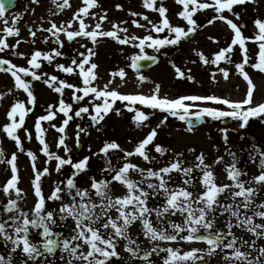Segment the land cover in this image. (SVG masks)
Wrapping results in <instances>:
<instances>
[{"label":"rangeland","instance_id":"rangeland-1","mask_svg":"<svg viewBox=\"0 0 264 264\" xmlns=\"http://www.w3.org/2000/svg\"><path fill=\"white\" fill-rule=\"evenodd\" d=\"M204 2V0H201ZM63 0H39V3H33L32 0H19L17 8L4 14V19H7L8 27L13 26L15 17H21L18 21H15V27L19 29V36H8L4 31L5 24L3 19H0V38L6 39V42L10 46L3 52H0V59H7L18 67H31L28 64V59L34 51L40 50L44 53H52L53 50H59L63 53L62 56L55 57L53 62L49 64L47 61L41 59L40 63L42 67L37 71L38 74L46 73L48 76L55 75L60 80H64L77 87H83V80L78 73V69L71 75L59 71L56 67L57 64H64L70 66L72 59L82 60L87 55V50L92 49L95 53L91 57L90 63L94 62L98 67L94 70L97 74V79L92 82V86L102 89L106 84L109 85V90L115 89L121 94L129 95H145L150 96L153 94L157 85L160 87L159 95L161 97H167L169 99H175L185 95H200V96H217L220 98H226L232 101H242L246 98L248 91V83L240 75L236 64L242 63L243 53L240 47L237 45L234 47L231 53H227L226 56L231 58V62L221 61L219 66L215 64H205L198 55L203 53L209 60L214 59L221 49L228 47L231 44L234 33L230 27L224 22L216 18L217 14L213 9L198 10L194 19L197 20L199 27L195 32V36L187 41L182 40L179 44V53L174 54V45L162 48L160 52H155L154 49L145 48L147 55L157 54L160 58L159 65L144 74L146 79L141 81L139 76L141 74L134 71L131 65V57L138 53V48L133 47L132 44L121 45L116 40L110 37H98L97 43H93L89 38L77 37L70 43L66 39V36L61 33L60 39L64 42L61 48L55 42V37L47 31L40 30L47 29L51 26V23L57 25H64L68 27L66 22L72 21V27L69 30H76L78 27V21L74 20V13H76L81 7H83V0H70L71 7L60 9L57 4H62ZM163 4L168 9L166 15L170 22L176 26H182L187 28L186 21L179 17L178 13L182 11V5L176 3V0H157V6ZM98 7L90 9L89 16L84 17L85 23L89 25L88 30H92L96 23H101V30L110 31L113 30V24H118L123 28H127L128 32H120V36H139L143 37L149 34L148 29L151 27L148 21L143 19V16H148L152 23H158L160 16L158 12L149 10L144 7L143 0H98ZM117 5L122 6L118 8ZM135 12L140 15L132 16L130 13ZM233 12L239 13V19L232 13L227 11L224 13L229 19H232L238 26H241V31L245 37L251 38L246 41V47L248 48L249 63L245 65V71L248 72L253 84V105L264 103V72L253 68L251 65L258 62L259 58V43L254 40V37L258 33V28L255 26V20L260 19L264 21V0H256L255 3L249 2L243 5H236L233 8ZM95 14L93 18L92 14ZM106 13L107 18L104 21H100V16ZM133 20L139 21L140 24L146 25L145 28H138L132 24ZM210 20H214V23H209ZM127 23H124V22ZM30 29L36 32V36L33 38L30 34ZM153 36L157 34L151 33ZM167 34V30L164 33H160V37L163 38ZM214 38V39H210ZM47 39V43L44 40ZM33 40L35 42H33ZM19 41V45H16ZM138 43V41H137ZM14 53H23L24 55H16ZM81 54H84L82 56ZM174 54V56H172ZM175 64L184 73L185 77L181 78L177 75ZM3 67H7L4 65ZM86 69L90 67L85 66ZM219 68H224L229 72V77L224 78L223 73L219 71ZM126 73V76L121 79L119 76H113V73H118L120 70ZM191 75L194 79L189 80L186 77ZM47 78L42 76L39 81L32 80L31 77H25L32 84L31 91L36 97V103L33 106L29 103L27 93L23 89H18L15 86V80L11 76V73L0 72V96L3 97L0 100V147L3 148L4 157L0 158L4 162H0V219L7 220L11 215L4 211V204L8 201V196L2 191L6 181L11 177L12 173L10 165L6 162L10 159L13 153L17 156V167L19 169L20 181L18 187L23 190L22 199L19 201L20 208L28 213L29 217L32 216V210L36 203V196L34 193L33 181L35 178V171H43L48 169V174L41 176V187L47 197L51 194L54 188L59 185L65 188L66 180L72 176L75 171L71 165L63 166L59 172L56 171L58 161L55 159L49 160L42 151V145L39 143L36 133V122L40 116L47 115L49 106L52 107V111L56 112L55 119L52 121H41V126L45 132V141L48 144L49 151L60 157L67 159L69 156L73 159V162L83 160L84 157H90L88 162V170L81 172L75 177L77 186L81 189H88L93 196V199L97 202L98 197H95V193L91 190V177L99 179H111V173L104 172L102 169L107 167V158L100 153V149L105 143L116 142L120 145V148L125 151H133L137 144L142 141L153 128H157L161 120L165 116H168L167 122L164 126L157 128L158 135L153 141V144L147 148L148 154L153 157L151 163L144 161L138 156L128 158L131 162L138 164L141 168H153L158 170L161 167L167 166L175 159L182 161L184 167H192L194 169L192 176L194 178V185L186 186L182 183V176L178 173H172V180L170 187L185 186L194 193H202L204 188L199 183V177L201 172L195 168V165L199 163L197 156L201 153L205 156V163L211 165V170L216 176V182L218 184H231V181L227 178L225 168L227 165L233 162V158L229 155V152L236 154L237 166L248 173L245 179L258 175L260 172V152L264 151V117L250 118L246 127H241V121L232 120L231 118H225V120H213L207 117L208 126L203 129H193L191 132L187 131V127L176 117H172L167 113L159 110H152L139 103L130 105L134 110L130 111L126 104L129 102L116 101L113 109L105 116V119L100 123L94 125L90 120V116L87 113H83L81 117H75L74 113L81 106L89 107L90 112H94L93 104L102 103L101 100H94L92 95L85 97L81 101H75L73 99V89H64L63 94L54 91V88L48 87L43 80ZM111 82V83H110ZM76 95H83L82 92L76 93ZM63 99L66 103L72 105L73 119L69 121L65 129V133H60L57 128L62 126V122L65 119L64 115L58 111L59 101ZM23 102L27 108H30L25 117L24 127L18 130L17 134L21 138L22 147L24 151H20L15 141L10 139L3 131L6 124L10 123L7 113L11 107L17 102ZM191 103V102H187ZM201 107H215L221 110H228L226 105H216L211 101L208 102H196ZM248 107V106H245ZM119 110V114H117ZM135 110H140L149 114V120L143 122L141 126H137L134 121L136 115ZM19 117L17 116V120ZM232 120V124L228 127H223V121ZM56 125L54 128L52 125ZM86 129V132H80L79 144H77V132L78 127ZM227 128V142L224 139V133L222 129ZM25 129L27 131H25ZM28 133H31V139L28 138ZM61 135L66 136L65 143L70 152H66L65 148L58 146V141ZM159 144L163 148L167 149L164 155H160L154 150L153 145ZM78 145H81V152L78 151ZM33 152L36 155V170L33 169L31 158L27 155V152ZM100 153L99 155H96ZM181 154V155H178ZM112 161V166L119 168L126 162L124 159V151L115 150L109 153ZM218 157H223L220 163H215ZM131 178L134 180H141L142 177L138 173H130ZM64 182V183H61ZM155 182V181H153ZM113 195L122 196L125 195L127 189L117 182H113L111 185ZM147 188V183L144 184ZM65 202H70L71 198L67 196L66 191L62 193ZM158 199V202L155 198ZM15 198L14 194L13 197ZM79 199V198H77ZM240 198H237L239 200ZM153 200V202H152ZM149 202L153 206H161L164 201L162 194L150 196ZM222 204L232 203L230 199H226L223 195L220 197ZM160 202V204H158ZM255 204L252 206V210H246L248 215H252L253 211H260L256 204L264 203V190L258 192L255 197ZM60 201H53L46 199V210H51L57 217V224L51 225L54 232L62 233L64 238H71L75 233L73 231L75 227L74 221L69 218L66 221L59 220V207ZM162 207V206H161ZM257 223L261 221L259 217L254 218ZM184 217L177 213L176 215H166V230L169 233H173L172 223L183 225ZM232 220L235 223V218L231 217L229 213H223L222 215L216 213L215 228L227 232V221ZM99 227V225H97ZM11 231V230H10ZM38 230L33 229L34 235L30 237L35 243H40L42 238L36 235ZM103 231V229H101ZM233 232L238 238L254 242L257 247H264V238H258L251 233L246 232L243 228H233ZM186 232L178 234L176 241H156L153 246L159 245L158 249L173 248L179 250L181 254L191 251L193 249H200L204 253V260L198 262H206L209 264H228L224 259L225 252L217 250L214 255H207L208 245L199 244L197 242H187L182 239ZM203 234V229H201ZM230 239V237H229ZM76 243V242H73ZM128 244L126 240H121L118 243L117 251L119 257L112 258L111 264H126L129 260L140 262V256L144 252H150L148 248L149 242L143 241V244L133 245L140 250L138 257H132L129 252L125 250V246ZM145 247V248H144ZM12 245L10 242H6L3 238H0V256H4L6 259L10 256L13 264H40L33 263V259H27L25 254L19 249L13 253L11 251ZM84 251H87V246H84ZM250 250L253 254L256 250ZM161 260L164 262L168 253L163 251ZM199 254V253H198ZM72 259L67 252L64 254H58L53 259L54 264H68V261ZM154 261V260H153Z\"/></svg>","mask_w":264,"mask_h":264},{"label":"snow or ice","instance_id":"snow-or-ice-1","mask_svg":"<svg viewBox=\"0 0 264 264\" xmlns=\"http://www.w3.org/2000/svg\"><path fill=\"white\" fill-rule=\"evenodd\" d=\"M33 3H39V0H32ZM255 3L256 0H176V3L182 5V11L178 13L184 21H186L187 28L182 26L173 25L166 13L168 9L161 3L157 6V0H143L144 7L158 12L160 21L158 23H152L148 16H143L145 21H148L151 27L148 29L149 34L143 37L139 36H120L118 33H127L128 29L123 28L118 24H113V30L104 31L101 30V23H96L92 30L89 29V25L85 23L84 17L89 16L90 9L98 7V0H83V7H81L76 13H74V20L78 21V27L76 30H69L72 27V21L66 22L68 27L64 25H57L51 23V26L47 29L41 27L40 30L47 31L55 37V42L62 48L64 42L60 39V34L63 33L68 41H73L77 37L89 38L94 44L97 43L98 37H110L116 40L121 45L132 44L133 47L138 48V53L133 55L131 59L130 67L137 73L141 71V61L151 60L157 61L158 57L149 56L145 53V48L154 49L155 52H160L162 48L167 46L178 45L180 42L188 38L191 34L195 33L199 25L197 20L194 19L198 10L213 9L217 14L216 18L224 21L230 29L233 31L234 36L231 44L221 49L215 54L214 59L209 60L203 53H199L200 59L205 63H211L219 66L221 61L231 62V58L226 56L227 53H231L235 46H239L243 53L242 63L236 64L240 75L248 83V91L246 98L242 101H232L226 98H220L217 96H200V95H185L175 99H169L166 96L161 97L160 87L156 86L154 92L150 96L145 95H129L121 94L119 91L112 89L109 90V85L106 84L102 89L92 86V82L97 79L95 69L98 65L94 62L90 63L91 57L95 55L92 49L87 50V55L81 54L84 58L80 61L72 59L70 66L64 64H57L56 67L59 71L73 74L78 69V75L82 77L83 87H77L64 80H60L57 76H48L46 73L38 74L36 70L42 67L40 63L41 59L47 61L49 64L53 62L54 56H62L63 53L59 50H53L52 53H44L40 50L34 51L28 59L29 67H18L7 59H0V72L11 73V76L15 80V86L18 89H23L29 98V103L33 106L36 103V97L31 91L32 84L30 81L24 79L25 77H31L32 80L39 81L42 76L47 77L43 82L50 88H54V91L60 93L64 92V89H73V99L75 101H81L85 97L92 95L94 100H101L102 103H94V112H90L89 107L81 106L75 111V117H81L83 113H87L90 116V120L94 125L100 124L105 116L113 109L116 101L129 102L126 104L130 111L134 109L130 105L139 103L152 110H159L167 113L172 117L178 118L187 124V131L191 132L194 127L195 121H202L204 117H210L213 120H223L225 118H231L232 120L241 121L240 126L246 127L250 118L264 117V103L253 105V90L254 84L248 74L245 71V65L249 63L248 48L246 47V41L248 37H245L241 31V26H238L232 19H229L224 13H232L237 19H239V13L233 12V8L236 5H243L246 3ZM7 5L4 0H0V19H3L5 24L4 31L8 36H19V29L15 27V21H18L21 17H15L12 27H8L7 19H4V14ZM60 9L71 7L70 0H63L62 4H57ZM118 8L122 6L117 5ZM132 16L140 15L139 13L132 12ZM93 18L95 14L93 13ZM107 18L106 13L100 16V21H104ZM214 20H210L209 23H214ZM124 23H127L126 21ZM255 26L258 28V33L254 37V40L259 43V58L258 62L253 63L251 66L264 72V21L260 19L255 20ZM132 24L138 28H145L146 25L140 24L139 21L133 20ZM167 30V34L161 38L160 33H164ZM155 32L157 35L153 36L151 33ZM30 34L34 38L36 32L30 29ZM210 39H214L211 38ZM138 41V43H137ZM33 42H35L33 40ZM47 43V39L44 40ZM17 41L16 47L19 45ZM10 46L6 42V39L0 38V52ZM16 55L23 56V53H14ZM86 69V65H89ZM7 65V67H3ZM176 73L179 77L184 78L185 73L173 64ZM219 71L223 73L225 79L229 77V72L224 68H219ZM114 77L119 76L123 79L126 73L121 69L118 73L112 74ZM189 80L194 78L191 75L186 77ZM139 79L144 81L146 77L140 75ZM111 83V82H110ZM82 92L83 95H76V93ZM3 97L0 96V100ZM211 101L216 105H226L228 110H221L215 107H201L196 102H208ZM191 102V103H187ZM248 106V107H245ZM53 106H49L48 114L40 116L36 122L35 128L39 143L43 146L42 151L49 158L58 161L56 171L65 165H71L75 170L71 177L66 180L65 188L57 185L50 195L45 196L41 187V176L48 174V169L41 171H35V178L33 181L34 193L37 198L35 206L32 210V216L29 217L28 213L24 212L19 205V201L22 199L23 190L18 187L20 176L19 169L17 167V156L13 153L6 162L10 165L11 177L6 181L2 188V191L8 196V201L4 204V211L11 215L7 220L0 219V238H3L6 242H10L12 245L11 251L15 253L18 249L25 254L27 259H36L43 256L45 253L52 254L57 248L62 247L65 252L69 254L72 259L68 261V264H111L112 258L119 257L117 251L118 243L121 240H126L128 244L125 246V250L131 254L132 257H138L140 250L137 247H133L136 241L133 240L129 234V229L139 221L143 235L155 242V241H176L178 234L186 232L187 234L182 237L187 242L200 241L208 245L207 255L216 254L217 250L224 251L225 249L230 252H225L224 259L228 264H264V247H257L254 242L243 240L238 238L233 232V228H243L246 232L258 238H264V222L257 223L255 217H259L261 221H264V210L253 211L252 215H248L246 210H252L253 204H255V197L258 192L264 190V151L260 152L258 175L245 179L248 173L237 166L236 154L229 152L232 156L233 162L226 166L225 171L227 178L231 181V184H218L216 182V176L211 170V165L205 163V156L203 153L197 156L196 169H199L202 173L199 177V183L202 184L204 191L202 193H194L190 191L188 187L178 186L170 187L172 180V173H178L182 176V183L186 186L194 185L195 181L192 176L194 169L192 167H184L182 161L175 159L167 166L161 167L158 170L153 168H141L138 164L131 162L128 158L138 156L144 161L151 163L153 157L148 154L147 148L153 144V141L158 135L157 128L164 126L167 122L168 116H165L161 120L157 128H153L149 134L140 141L133 151H125L120 148V145L116 142L105 143L100 149V153L107 158V167L102 169L104 172L111 173V179H97L91 177V190L94 191L95 197L99 198V201L93 199L92 194L88 189H81L77 186L75 177L81 172L88 170V162L90 157H84L83 160L73 162V159L69 156L67 159L60 157L49 151L48 144L45 141V132L41 126V121H52L55 119L56 112H53ZM31 111L27 108L23 102L17 101L7 113L10 123L6 124L3 131L7 136L15 141L20 151H24L20 136L17 134L18 130L24 127L25 117L27 113ZM58 111L62 113L65 119L62 122V126L57 128L60 133H65V129L69 124V121L73 119L72 105L66 103L63 99L59 101ZM136 115L134 121L137 126H141L143 122L149 120V114L143 111L135 110ZM119 114V110H117ZM17 116L19 119L17 120ZM56 128V125H52ZM78 127L77 132V144H79L80 132H86V129ZM25 131H27L25 129ZM224 133V139L227 142L228 129H222ZM28 138L31 139V133H28ZM66 136L61 135L58 141V146L65 148L66 152L71 150L65 143ZM154 150L160 155H164L167 149L163 148L159 144L153 145ZM120 150L124 151L125 163L122 167L116 168L112 166V161L109 156L111 151ZM97 153L96 155H99ZM27 155L31 158L33 169L36 170V155L29 151ZM181 155V154H178ZM4 157L3 148L0 147V158ZM223 157H218L215 163H220ZM0 162H4L0 160ZM130 173H138L142 179L137 181L131 178ZM155 181V182H153ZM113 182H117L127 189L125 195L115 196L113 195L111 185ZM64 183V182H61ZM147 183V188L144 184ZM66 191L67 196L71 198L70 202H65L62 193ZM13 194L15 198L13 197ZM162 194L164 196V203L162 208L152 209L148 206V200L152 195ZM224 196L226 199H230L232 203L222 204L220 197ZM79 198V199H77ZM237 198H240L237 200ZM46 199L53 201H60L59 207V220L66 221L71 218L75 227L73 229L74 235L71 238L58 239L54 238L56 233L53 232L51 225L57 224V217L51 210H46ZM259 209H264V203L256 204ZM155 212L157 218H161L165 215L181 214L184 217L183 225L172 223L173 233H169L166 229H160L153 225L150 219L152 213ZM219 212L229 213L231 217L235 218V223L232 220L227 221V232L215 228L216 213ZM99 225V227H97ZM38 230L36 235L42 238V241L38 244L35 243L30 237L34 235L32 230ZM103 229V231H101ZM203 229V234H201ZM11 230V231H10ZM230 237V239H229ZM76 242V243H73ZM84 246H87V251H84ZM247 247L248 249H255L256 253L253 254L250 250H242ZM159 245L152 248L151 252H145L143 259L148 261V258L152 253L156 252ZM168 253V256L164 260V264H197V261L204 260V253L200 249H193L191 251L181 254L179 250L173 248L160 249ZM199 253V254H198ZM0 264H13L11 257L7 259L4 256H0ZM150 264V262H149Z\"/></svg>","mask_w":264,"mask_h":264},{"label":"flooded vegetation","instance_id":"flooded-vegetation-1","mask_svg":"<svg viewBox=\"0 0 264 264\" xmlns=\"http://www.w3.org/2000/svg\"><path fill=\"white\" fill-rule=\"evenodd\" d=\"M155 199L158 202V199L157 198H155ZM152 202H153V200H152ZM163 203H164V201H163ZM163 203L161 206H163ZM158 204H160V202ZM148 206L152 209L162 208L161 206H153V204L149 201H148ZM150 219L152 220L153 225L155 227L160 228V229H166V215L161 217V218H157L155 212H153ZM129 234H130L131 238L136 241V245H139V244L141 245V244H143V241L147 240L149 242V244H148V246H145V247L148 248V250H150V252L152 251V248L154 247L153 246L154 242L147 239L143 235V229H142L139 221H137L135 224H133V226L129 229ZM57 238L58 239L63 238L62 233L58 232ZM64 252H65L64 250H59L54 255L45 256L47 258H43V256H41V257L37 258L34 263H36L37 261L40 260L42 264H54L53 259H55V257L58 254H64ZM144 253H142V255L140 256V262H136V261H133L132 259H128L129 261L126 264H149V262H150V264H164V262L161 260V256L163 255L164 252L161 251L160 249H158L156 252L152 253V255L148 258V261H145L143 259Z\"/></svg>","mask_w":264,"mask_h":264},{"label":"water","instance_id":"water-1","mask_svg":"<svg viewBox=\"0 0 264 264\" xmlns=\"http://www.w3.org/2000/svg\"><path fill=\"white\" fill-rule=\"evenodd\" d=\"M16 1L17 0H4L5 4L7 5L5 12L15 8ZM156 63H157V61H151V60L141 61V71L147 72L151 67L156 65ZM194 124H195L194 128L205 126V121H204V119L202 121H195L194 120ZM79 148L81 151V147H79ZM198 242H200V241H198ZM201 264H205V263H201Z\"/></svg>","mask_w":264,"mask_h":264}]
</instances>
